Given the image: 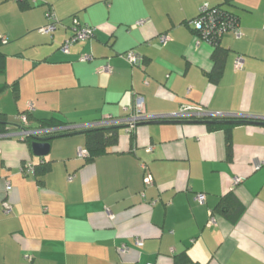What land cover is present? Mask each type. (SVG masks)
I'll use <instances>...</instances> for the list:
<instances>
[{
	"label": "crops",
	"instance_id": "obj_1",
	"mask_svg": "<svg viewBox=\"0 0 264 264\" xmlns=\"http://www.w3.org/2000/svg\"><path fill=\"white\" fill-rule=\"evenodd\" d=\"M222 2L0 0V111L10 121L32 104L30 128L52 115L88 127L136 114L138 96L149 116L193 104L244 121L229 133L197 120L124 126L91 161L79 152L83 129L53 137L45 156L18 126L0 135V264H180L182 255L185 264H264V123L255 122L264 121V0L231 7L241 33L224 32L217 76L214 48L196 44L192 20ZM49 10L59 24L43 33ZM74 17L95 33L64 52ZM43 162L39 179L24 170ZM230 191L245 208L236 223L214 213Z\"/></svg>",
	"mask_w": 264,
	"mask_h": 264
},
{
	"label": "trees",
	"instance_id": "obj_2",
	"mask_svg": "<svg viewBox=\"0 0 264 264\" xmlns=\"http://www.w3.org/2000/svg\"><path fill=\"white\" fill-rule=\"evenodd\" d=\"M236 3V0H223L222 3L217 4L215 6L209 5L208 9L212 13V22L211 25L218 24L219 21H225L224 24L227 25V30L231 28L233 25H239L240 18L239 15L234 12L231 7H233ZM50 11V10H49ZM200 15V13H199ZM198 15V16H199ZM75 18V17H74ZM73 18V19H74ZM195 19V18H194ZM193 19V20H194ZM192 20V22H193ZM194 30L198 33V30L195 28L193 25ZM73 34V33H72ZM207 37L210 41V44L214 48L213 52V59L215 61V71L216 75L218 76L219 73L221 72L220 69L223 67L224 63V56L226 55V50L221 46V37H217V34L215 31L210 32L207 34ZM2 54L0 53V70L3 68V59L1 57ZM6 86L5 85H0V93H2L5 90ZM26 113L28 114V118L31 120L32 119V113L27 109L21 114ZM119 118V117H115ZM17 121V118L14 121H10L8 119L7 113L0 111V135H3L7 133L9 130L12 128L16 127L17 125L15 124ZM40 124L42 125L41 127H59L63 125H69L70 123L67 122L65 119L61 118V116H50L46 118H41L39 119ZM153 120H145L141 122H151ZM187 121V120H184ZM197 121H203L206 122V124L209 126L211 130L214 129H226L227 132H231V128L240 122L238 118H233V119H212V120H197ZM15 122V123H14ZM139 122V123H141ZM255 122H263L264 121H256ZM74 125V124H72ZM137 125V124H136ZM135 125V126H136ZM20 126V125H19ZM126 126L128 128V123L127 122H122L114 125H107V126H88V127H81V128H75V129H62L57 132L48 134L46 137H51L50 141L52 140L53 137L58 136V135H65V134H71L74 131H78L80 129H83L81 131H84L86 133V146L83 148L86 151V155L84 158L87 161L93 160L96 156L99 154H102L104 152H107L109 148L114 146L118 142V136H119V129L121 127ZM134 128V127H133ZM132 128V129H133ZM129 129V128H128ZM131 129V131H132ZM130 131V130H129ZM32 138L33 137H28L26 138V141L31 145L32 143ZM231 139L228 134L227 137V143L228 146L230 147L231 145ZM50 168V163L49 162H43L40 164H37L33 166L34 171L29 172L33 173L34 176H36L38 179L39 177H43L44 175ZM41 181V180H40ZM245 208L242 202L238 199V197L235 195L233 191H230L226 195H224L217 207L214 210V213H221L224 215L226 218H228L231 222L236 223L244 213ZM188 261L186 256H180L177 259V262L180 264H185V262ZM187 263V262H186Z\"/></svg>",
	"mask_w": 264,
	"mask_h": 264
},
{
	"label": "built area",
	"instance_id": "obj_3",
	"mask_svg": "<svg viewBox=\"0 0 264 264\" xmlns=\"http://www.w3.org/2000/svg\"><path fill=\"white\" fill-rule=\"evenodd\" d=\"M209 6H203L200 10V15L197 16L193 20V25L198 30V37L196 40V44H200L202 40H205L206 42L210 43L207 34L210 32L215 31L217 34V37L223 36L224 32L227 30V25L224 24L225 21H219L218 24L211 25L212 20V13L208 9ZM48 16V24L40 28V31L43 33H53L54 30L57 28V25L59 24V20L55 16V14L50 10L47 12ZM230 29H233L237 35H240V29L238 25L231 26ZM95 33V28L93 26L87 25V24H81L78 20V18L73 19V34L67 38L63 45L62 50L64 52H69L70 46L74 44L77 41L86 40L88 38H91ZM5 40V38H4ZM169 40V35L162 34L160 35V41L162 43H166ZM125 56L132 62V63H138V57L136 56L135 52L133 50H130L126 52ZM83 59H88L89 56L85 55L82 57ZM243 58L238 57L236 59L235 65L236 67H242ZM106 70L111 71L112 67L110 65H107L104 67ZM33 105L29 104L28 110L32 111ZM237 118V116H234L232 114H224L222 112L218 111H211L207 109L204 106L201 105H193V104H186L181 107V109L178 112H174L171 114H163V115H156V116H149L145 114L143 111V99L138 96L136 99V114H133L132 116L128 118H115L112 116H107L91 126H107V125H114L122 122L128 123V128L132 129L136 124H138L141 121L145 120H167V119H176V120H212V119H233ZM15 123V122H14ZM19 127V132H17V136H19L22 139L28 138V137H34V136H44L43 134H51L54 132H57L62 129H75V128H81L85 126L81 125H63L59 127H40V128H30L29 127V118L28 114L23 113L20 114L17 118V121L15 123ZM20 125V126H19ZM14 134V133H12ZM80 154L86 155V151L82 148L79 150ZM27 173L33 172V166L31 164H28L26 168ZM238 180H236L237 182ZM145 182L148 184H151L153 182V176L152 174L146 170L145 175ZM197 199L204 203L206 199L205 193H199L197 194ZM5 211L9 212L11 210V204L7 201L4 202ZM215 217L212 216L210 222H214ZM141 243V241H139ZM124 251V248L122 249Z\"/></svg>",
	"mask_w": 264,
	"mask_h": 264
},
{
	"label": "water",
	"instance_id": "obj_4",
	"mask_svg": "<svg viewBox=\"0 0 264 264\" xmlns=\"http://www.w3.org/2000/svg\"><path fill=\"white\" fill-rule=\"evenodd\" d=\"M32 142L33 152L37 156H45L50 150V138L46 136H34Z\"/></svg>",
	"mask_w": 264,
	"mask_h": 264
},
{
	"label": "rangeland",
	"instance_id": "obj_5",
	"mask_svg": "<svg viewBox=\"0 0 264 264\" xmlns=\"http://www.w3.org/2000/svg\"><path fill=\"white\" fill-rule=\"evenodd\" d=\"M72 23H73V20H72ZM63 51V50H62ZM15 100V99H14Z\"/></svg>",
	"mask_w": 264,
	"mask_h": 264
}]
</instances>
